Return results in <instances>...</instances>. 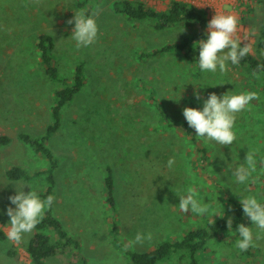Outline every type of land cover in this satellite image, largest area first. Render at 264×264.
Instances as JSON below:
<instances>
[{
  "label": "rangeland",
  "instance_id": "1",
  "mask_svg": "<svg viewBox=\"0 0 264 264\" xmlns=\"http://www.w3.org/2000/svg\"><path fill=\"white\" fill-rule=\"evenodd\" d=\"M140 1L157 10H166L171 0ZM178 1L198 3L200 6L196 7L205 11L208 21L212 18L206 12L209 7L222 11L231 4L232 12L241 23L240 32L250 36V53H255L256 37L264 23V0H227L224 7L225 0ZM78 2L0 0V134L13 138L17 147L20 134L42 137L52 120L56 85L46 77L35 45L37 36L47 33L54 40L60 73L72 77L76 65L82 63L87 80L73 103L63 110L61 128L48 142L59 160L55 172V216L79 239V258L86 264H128L124 253L114 246L109 231L104 191L107 169L111 170L115 182L119 241L125 249L149 252L165 240L180 239L188 229L205 227L209 220L195 213L178 211L175 206L179 198L172 188L192 186L212 198L214 193L208 186L227 183L224 173L232 163L233 154L243 163L249 149L256 150L258 169L264 166V92L251 102L249 111L237 115V139L233 145L222 147L198 139L196 142L186 134L182 114L187 107L186 100L194 97V91H200L205 98L210 92L222 94L233 88L256 92L261 90L264 79L252 76L239 65L230 66L223 76L196 73L180 52L140 61L138 51L181 41L190 31L185 28L175 38V26L157 31L151 20L131 23L114 10L115 0L94 5L91 15L98 25L97 39L90 47L77 49L73 41L66 40L71 33L66 21L75 11H80ZM181 81L184 91L181 87L179 101L173 100V93ZM194 81H205L206 87L199 89L189 84ZM141 82L156 89L157 99L165 104L175 124L170 130L158 128L160 117L155 105L147 99ZM202 148L207 150L204 161L201 160ZM26 149L22 156V152L12 155L11 151L3 152L0 148V186L4 187H0V209L8 206L14 183H26L9 180L4 184L2 171L9 168V164L23 158L24 163L16 165L31 171L47 166L46 160L34 155L28 146ZM172 156L177 157L179 167L169 170L166 164ZM185 168L191 170L190 176L185 174ZM210 168L220 178L210 174ZM258 181L259 185H252L253 191L264 186V176H259ZM26 184L40 191L47 185L45 180ZM25 191H30V187L26 186ZM208 196L204 197L206 203L210 200ZM231 198L240 199L230 188H219L217 202L224 210ZM218 218L220 216L214 220ZM8 220L7 215L0 214V224ZM48 233L54 235L53 231ZM137 233H150L152 238L129 246L128 241ZM30 235L26 234L20 243L0 241V264H30L25 250ZM235 239V234H231L211 240L212 245L208 244L205 252L196 256L198 264H252V260L264 264V237L255 242L260 256L252 260L241 257L234 246ZM9 251L17 255L10 257ZM47 262L80 264L72 255L55 256ZM161 264H192V258L176 254Z\"/></svg>",
  "mask_w": 264,
  "mask_h": 264
},
{
  "label": "trees",
  "instance_id": "2",
  "mask_svg": "<svg viewBox=\"0 0 264 264\" xmlns=\"http://www.w3.org/2000/svg\"><path fill=\"white\" fill-rule=\"evenodd\" d=\"M104 0H79L77 7L80 11L91 14L94 5ZM114 10L126 17L131 23L151 20L153 27L157 31H164L174 27L177 23H183L184 28L190 31V35L184 37L181 41L173 42L153 50H140L137 57L140 61H146L168 54L180 52L196 73H199L198 67L194 64L195 58L198 57V51L194 49L196 42L204 37L205 26L208 22L206 13L203 9L197 8L178 0H171L165 11H158L149 6L146 2L140 0H115L113 3ZM35 45L40 54L42 67L48 80L55 84V104L51 108V122L48 124L45 134L42 137H33L30 134L22 133L19 135L20 140L29 146L35 155L42 157L47 162V166L31 171L21 165H12L6 170V176L10 181L33 183L45 180L46 188L40 191L41 197L52 194L55 197L56 179L55 172L59 167V160L48 147L49 140L61 128L62 112L69 107L76 96L86 85V74L84 64H77L72 77L63 76L56 66V56L54 54V40L47 34L42 33L37 36ZM255 53H249L241 59L239 66L246 68L252 76L264 79V23L256 37ZM255 74V75H254ZM142 89L147 92V99L154 104L160 117L158 128L168 131L175 126L170 119L166 106L157 99V91L151 85L141 82ZM261 90H256L258 96L264 92V85L260 86ZM187 107H198L199 102L190 97L186 100ZM186 134L198 142L194 137V130L187 123ZM12 143V138L7 135H0V148L7 147ZM201 160L207 157L206 148L201 150ZM114 179L111 170L107 169L104 176L105 205L109 212L108 221L110 224L109 231L112 232L113 244L119 248L127 257L128 264H161L163 261L171 260L176 254H186L192 258V264H198L196 256L205 252L209 241L218 239L222 236L234 234L237 224L244 223L251 226L250 221L244 216L238 199H228V207L224 210V216L208 222L205 227L186 230L180 239L173 238L159 243L149 252L136 253L122 247L119 241V210L114 195ZM55 199V198H54ZM54 200L52 205L45 211L43 217L37 226L33 229L31 236L26 241L25 250L29 256L30 264H48V260L61 255H72L80 260V264H86L79 258L80 241L77 237L70 234L63 226L62 222L55 216ZM233 219V230L229 232L227 218ZM48 231H53L49 234ZM5 231L0 225V241H6ZM236 236V235H235ZM237 238V237H236ZM241 252V251H240ZM15 251H9L10 257H15ZM260 253L256 251V245L250 247L247 251L241 252L242 258L256 259ZM252 264H261L252 260Z\"/></svg>",
  "mask_w": 264,
  "mask_h": 264
},
{
  "label": "clouds",
  "instance_id": "3",
  "mask_svg": "<svg viewBox=\"0 0 264 264\" xmlns=\"http://www.w3.org/2000/svg\"><path fill=\"white\" fill-rule=\"evenodd\" d=\"M194 5L200 6L198 3ZM74 13V16L66 21V24L71 26L70 36L66 40L73 41L77 49L88 48L97 39V22L93 15L84 11ZM240 29L241 23L236 14L223 10L214 11V15L205 26L203 39L194 45V49L198 51L194 64L200 73H219L223 76L230 66L238 65L241 59L250 53L252 48L250 36L247 32L241 33ZM184 31V24L177 23L174 27L175 38L177 34ZM189 84H195L199 89L206 87L205 81H194ZM181 87L184 91L185 86L182 81L173 93L175 96L173 100L179 101ZM257 95L255 91H236L233 88L222 94L210 92L205 98L200 91H194V98L202 106L185 107L182 114L187 125L194 130V137L198 140L220 147L231 146L237 139L235 131L237 115L249 111L252 108L251 102L257 98ZM220 155L223 158V155ZM166 167L169 170L179 167L177 157H170ZM184 172L186 175H191L189 168H185ZM209 173L216 176L212 168L209 169ZM254 173L256 176L253 175ZM224 175L227 177V183L222 182V186H208L214 193L212 198L207 192L202 193L196 187L174 186L172 191L179 198V203L175 207L179 212L195 213L212 223L214 217L225 214L224 208L217 202L219 188H230L240 197L242 212L251 224L247 226L239 223L234 230L237 237L234 246L237 250L244 252L254 247L255 242L264 237V186H258L255 191L252 190V185L260 184L258 177L264 176V166L258 169L256 150L249 149L243 163L239 161L236 154H233L232 163L228 164ZM14 185V193L8 196V206L0 209V214L7 215L9 220L6 224L0 225L6 229L5 235L9 242L20 243L24 236L31 233L40 222L45 211L52 205L54 196L48 194L42 198L40 190L29 184L14 183ZM26 186L30 187V191H25ZM205 196L210 198L207 203L204 200ZM221 208L223 212L220 211ZM227 224L231 232L233 230L232 217L227 218ZM151 238L150 233H137L134 239L128 241V245L143 243ZM212 243L213 241H209L210 246Z\"/></svg>",
  "mask_w": 264,
  "mask_h": 264
},
{
  "label": "crops",
  "instance_id": "4",
  "mask_svg": "<svg viewBox=\"0 0 264 264\" xmlns=\"http://www.w3.org/2000/svg\"><path fill=\"white\" fill-rule=\"evenodd\" d=\"M226 3H228V1L227 0H225V1H223V7H224V5L226 4ZM197 8H199V7H197ZM200 9V8H199ZM157 10V9H156ZM223 10H225V11H230V12H232L233 11V9H232V5L231 4H229V5H226L225 7H224V9ZM158 11H165V10H158ZM0 135H5L4 133H1ZM18 138H19V136H18ZM18 145H17V147L16 146H14V139L12 138V143L9 145V146H7V147H2L3 148V152H4V150H7V151H11V154L12 155H19L21 152V154L20 155H22L23 153H25L26 151H27V146L26 145H24L21 141H20V143H17ZM26 147V148H25ZM29 147V146H28ZM28 150H30L34 155H35V153L32 151V149L29 147V149ZM27 154V153H26ZM2 155V154H1ZM23 156V155H22ZM15 163V164H14ZM24 162H23V158L22 159H17V161L16 162H13V164H9V165H16V164H23ZM22 166V165H21ZM25 167V166H24ZM26 168V167H25ZM43 168V167H42ZM28 169V168H27ZM6 170L7 169H5V170H3L2 171V181L4 182V184H5V181H8L9 182V179L7 178V176H6ZM2 189L4 188L2 185L0 186ZM54 202H55V200H54ZM5 231V230H4ZM6 232V231H5ZM31 234H32V232H31ZM31 236V235H30ZM29 236V237H30Z\"/></svg>",
  "mask_w": 264,
  "mask_h": 264
},
{
  "label": "built area",
  "instance_id": "5",
  "mask_svg": "<svg viewBox=\"0 0 264 264\" xmlns=\"http://www.w3.org/2000/svg\"><path fill=\"white\" fill-rule=\"evenodd\" d=\"M214 9L217 10V11H221V9H219V8H214ZM214 9H213V7H209V8H208V11L206 10L207 14L209 15V16H208L209 18H210L211 15H212V16L214 15V11H215ZM209 18H208V19H209Z\"/></svg>",
  "mask_w": 264,
  "mask_h": 264
}]
</instances>
